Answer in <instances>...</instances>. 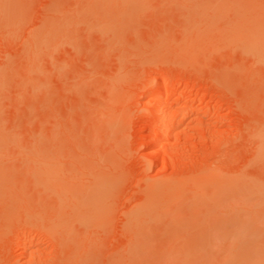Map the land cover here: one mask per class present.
<instances>
[{
	"label": "rangeland",
	"instance_id": "374dc122",
	"mask_svg": "<svg viewBox=\"0 0 264 264\" xmlns=\"http://www.w3.org/2000/svg\"><path fill=\"white\" fill-rule=\"evenodd\" d=\"M263 30L264 0H0V264H264Z\"/></svg>",
	"mask_w": 264,
	"mask_h": 264
},
{
	"label": "bare ground",
	"instance_id": "6f19581e",
	"mask_svg": "<svg viewBox=\"0 0 264 264\" xmlns=\"http://www.w3.org/2000/svg\"><path fill=\"white\" fill-rule=\"evenodd\" d=\"M251 27V26H250ZM253 27V26H252ZM256 28H257V26H255ZM256 28L254 29L255 31H256ZM252 29V28H251ZM264 31V30H263ZM256 32H258V35H260V33L262 32V30L261 31H259V30H257ZM256 35H257V33H255ZM255 34H253L254 35V37H256V35ZM262 34V33H261ZM250 35V34H249ZM253 35H252V38H251V40L253 41L254 40V42H255V44L257 43V45H255L254 43H252V45L251 46H254L255 48L254 49H263V43H262V41L264 40V36L262 35L261 37H262V39L261 38H257L256 37V39H260L259 41H257V40H255V39H253L254 37H253ZM257 35V36H258ZM260 37V36H259ZM249 41V40H248ZM259 43V44H258ZM260 43H262V45L260 44ZM254 44V45H253ZM259 45L261 46L260 48H259ZM257 47V48H256ZM263 52V51H262ZM176 83V82H175ZM174 83H172V82H166L165 84H164V87H169V86H171V85H173ZM162 92V90H160L159 88H157V89H155V90H153V92H152V95H153V98L155 99V102L157 103V107H156V119H157V127H158V130H159V135H158V139L159 140H163V139H166L168 136H169V127L170 126H168V123H167V121H166V116H167V114L169 113H171L170 115H172V110L171 109H169V110H167V112H166V110H165V107L167 106V105H165L166 104V99H168L169 98V94L167 95L166 94V96H164L163 95V93H161ZM166 97H168V98H166ZM172 97V96H171ZM121 103V102H120ZM172 118V117H171ZM177 126H179V124L177 125ZM262 136H263V134H262ZM54 156L56 157V154H54ZM53 156V157H54ZM171 157V156H170ZM172 162V161H171ZM52 166V165H51ZM59 166H60V164H59ZM42 167V166H41ZM53 167V166H52ZM54 167H56V166H54ZM49 168H51L50 166H49ZM60 168V167H56V170H54L53 171V175H54V177L56 176V178L58 177V176H60V178L61 179H64V178H62V176L63 175H61V174H58L59 173V170L58 169ZM54 169V168H53ZM53 169H51L50 171H52ZM60 171H61V169H60ZM61 173V172H60ZM64 177V176H63ZM201 198V197H200ZM171 199V198H170ZM174 199V198H173ZM154 200V199H153ZM157 200V199H156ZM175 200V199H174ZM206 201V200H205ZM168 202V201H167ZM168 203H170V202H168ZM171 203H173V201L171 202ZM170 203V204H171ZM167 205V204H166ZM194 211V210H193ZM198 211V210H197ZM200 211V210H199ZM195 212V211H194ZM212 212V211H211ZM93 215V214H92ZM196 216H197V214H196ZM158 217V216H157ZM209 217H212L211 215H209ZM139 218V217H138ZM140 220V219H139ZM152 220V219H151ZM206 221H207V219H205ZM212 221V220H211ZM189 222V221H188ZM209 222V221H208ZM191 223V222H190ZM206 223V222H205ZM139 224H140V222H139ZM201 224V223H200ZM210 224V223H209ZM212 224V223H211ZM190 226H192L193 225V223L192 224H189ZM179 226V225H178ZM188 226V225H187ZM182 228H184L183 226H181ZM186 227V226H185ZM189 227V226H188ZM192 228V227H191ZM203 228V227H202ZM132 229V228H131ZM190 229V228H189ZM206 229H208V227L206 226V228L205 229H203V230H205V231H207ZM186 230V229H185ZM184 230V231H185ZM202 230V229H201ZM202 230V231H203ZM190 234H192V233H190ZM263 252V251H262ZM261 252V253H262ZM252 253H253V251H252ZM264 258V257H263ZM248 260H249V258H248ZM250 260H252V259H250ZM261 261H263V260H261ZM248 263L247 264H251V262L250 261H247Z\"/></svg>",
	"mask_w": 264,
	"mask_h": 264
}]
</instances>
